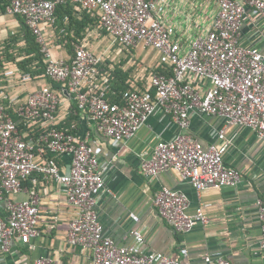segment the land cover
Here are the masks:
<instances>
[{
	"label": "built area",
	"instance_id": "built-area-1",
	"mask_svg": "<svg viewBox=\"0 0 264 264\" xmlns=\"http://www.w3.org/2000/svg\"><path fill=\"white\" fill-rule=\"evenodd\" d=\"M7 12L23 15L37 36L47 60L46 74L53 80L66 82L79 106L87 109L102 132L117 144L129 139L156 111L170 114L182 129L190 124L192 112L224 117L227 123L253 130L264 144V53L257 46L240 42V30L248 16L264 17V0H213L214 12L207 29L192 37L189 43L178 38L176 26L162 18L167 0H6ZM72 2L97 12L102 27L113 44L130 48H154L161 63L173 66V74H153L151 85L155 96L139 89H128L121 103H111L105 97L109 79L98 80V66L104 54L90 51L86 44H78L68 61L53 54L45 34V27L55 23L58 5ZM45 26V27H44ZM1 76L14 86L23 85L31 76L20 75L19 68L7 67ZM193 76L208 82L206 90L197 88ZM21 101L17 113L26 123L40 121L46 128L36 142L25 139L13 116L0 103V243L10 250L15 238L29 242L40 234L39 196L34 191L25 200L10 196L22 189L23 180L33 172L45 173L64 186L66 196L77 210L70 222L68 242L92 252L90 264H182L181 255L160 254L145 247L144 233L132 231V243L119 245L104 232L97 200L105 189L98 154L86 139L59 129L55 113L61 104L59 95L50 85L31 92ZM18 103V102H17ZM219 138L225 139L221 130ZM44 147L58 155L71 156L69 169L62 171L54 158L46 162ZM228 145L211 144L205 147L186 133L174 139L160 141L152 157L142 163L143 172L155 176L169 169L177 170L198 193L206 188L235 186L241 172L224 164ZM6 202V211L1 203ZM160 214L176 231H189L199 223L208 222L203 209L194 214L187 211L186 194L163 187L155 197ZM258 217L262 224L261 246L264 248V200L259 199ZM138 219V217H136ZM187 255V249L181 250ZM218 264H231L218 256ZM211 261V256H206ZM34 264H63L40 257Z\"/></svg>",
	"mask_w": 264,
	"mask_h": 264
},
{
	"label": "crops",
	"instance_id": "crops-1",
	"mask_svg": "<svg viewBox=\"0 0 264 264\" xmlns=\"http://www.w3.org/2000/svg\"><path fill=\"white\" fill-rule=\"evenodd\" d=\"M2 6L0 0V45L10 35L19 34L22 30L18 17L4 13ZM165 7L162 18L176 26L178 38L185 43L207 29L214 12L213 0H167ZM88 11L94 17L99 16L97 12ZM249 14L240 30V42L248 47L257 46L264 53V17L255 19ZM93 28L82 43L90 51L104 54L105 59L98 66V80L102 82V78L106 77L110 86L111 72L121 68L130 72L127 78L131 84L129 89H139L155 96L151 77L162 65L156 49H128L113 44L101 24ZM44 29L53 54L70 61L73 56L67 51L69 43H54L57 29L53 28V24ZM78 44L73 43L75 50ZM46 76L31 78L28 85L19 80L14 86L9 87L8 83L0 96L8 99L9 104H2L8 111L13 107L18 115L17 106L21 101L17 100L27 96L28 88L33 92L50 85L59 95L62 102L55 113V125L80 139H86L99 156L105 189L98 197L96 208L107 236L119 245H128L133 240L132 231L139 229L145 235L147 250L179 254L182 264H218L219 255L231 264H264V248L261 246L263 229L257 205L259 199L264 200V144L253 130L229 124L224 117L197 111L191 113L189 126L182 129L170 114L160 110L148 118L135 136L117 144L99 130L87 109L80 106L81 110L78 109V99L68 91L66 82ZM193 78L197 88L206 90V80L197 76ZM14 97H17L16 102L11 101ZM32 122L43 129H37L38 135L32 136L27 130L19 131L25 139L38 142L46 128L38 120ZM221 130L225 132L224 140L219 138ZM179 133L189 134L205 147L226 142L228 148L224 164L241 172L239 183L221 188L209 187L198 193L175 169L159 172L155 176L146 175L142 163L152 157L160 141L172 140ZM52 158L58 161L62 171L69 169L71 156L58 155L44 147V157L39 160L46 162ZM163 187L186 194L188 213L194 214L201 207L208 222L199 223L189 231H176L155 205V197ZM34 191L39 196L40 234L26 243L15 238L8 251H4L0 243V264H34L40 257H49L63 264H90L92 252L68 242L70 222L77 216L78 210L69 202L64 186L45 173L35 171L23 180L22 189L10 197L17 201L25 200ZM1 206L5 212L6 202L3 201ZM182 249H187V255L181 254ZM208 255L211 256L210 262L206 261Z\"/></svg>",
	"mask_w": 264,
	"mask_h": 264
},
{
	"label": "trees",
	"instance_id": "trees-1",
	"mask_svg": "<svg viewBox=\"0 0 264 264\" xmlns=\"http://www.w3.org/2000/svg\"><path fill=\"white\" fill-rule=\"evenodd\" d=\"M2 3V10L5 13L7 12L8 2L2 0ZM16 16L20 21L22 30L19 34L10 35L0 45V70L13 66L19 68L21 76L29 74L32 79L43 78L46 76L47 60L42 52L41 44L37 41V36L27 24L25 17L23 15ZM55 17L57 20L53 24V28L57 29V36L54 43H69L67 45V51H69L71 56L75 54L73 43L81 44L88 37L90 29L93 30L95 29L93 28L95 25L98 23L101 24L99 16L94 17L90 11L72 2L58 5L55 11ZM162 72H167L172 75L173 66L162 63L157 73ZM111 75L109 92L106 93L105 97L111 103H121L123 93L131 88V84L127 81L130 72L127 73L121 68H118L111 72ZM7 84L8 80L1 76L0 92H4L3 87L7 86ZM0 102L9 104V100L5 99L4 96H0ZM76 103L78 109H80L78 102ZM9 112L14 116V120L20 131L27 130L32 136H36L38 135V128H40L38 130H43L32 121V123H26L22 117L14 112L13 107L9 108Z\"/></svg>",
	"mask_w": 264,
	"mask_h": 264
},
{
	"label": "rangeland",
	"instance_id": "rangeland-1",
	"mask_svg": "<svg viewBox=\"0 0 264 264\" xmlns=\"http://www.w3.org/2000/svg\"><path fill=\"white\" fill-rule=\"evenodd\" d=\"M53 50H55V49H53ZM54 55H55V53H54Z\"/></svg>",
	"mask_w": 264,
	"mask_h": 264
}]
</instances>
